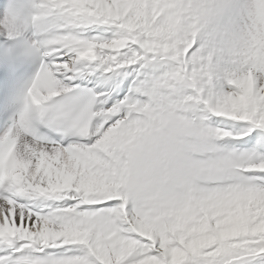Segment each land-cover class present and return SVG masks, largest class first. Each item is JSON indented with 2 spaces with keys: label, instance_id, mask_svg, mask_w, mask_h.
I'll return each instance as SVG.
<instances>
[{
  "label": "snow or ice",
  "instance_id": "snow-or-ice-1",
  "mask_svg": "<svg viewBox=\"0 0 264 264\" xmlns=\"http://www.w3.org/2000/svg\"><path fill=\"white\" fill-rule=\"evenodd\" d=\"M0 264H264V0H0Z\"/></svg>",
  "mask_w": 264,
  "mask_h": 264
}]
</instances>
